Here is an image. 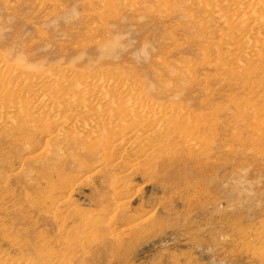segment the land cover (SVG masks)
<instances>
[{
	"label": "rangeland",
	"instance_id": "rangeland-1",
	"mask_svg": "<svg viewBox=\"0 0 264 264\" xmlns=\"http://www.w3.org/2000/svg\"><path fill=\"white\" fill-rule=\"evenodd\" d=\"M161 1L0 0V264H264V0ZM86 88L111 113L85 119L139 99L176 136L154 160L54 129Z\"/></svg>",
	"mask_w": 264,
	"mask_h": 264
},
{
	"label": "bare ground",
	"instance_id": "bare-ground-1",
	"mask_svg": "<svg viewBox=\"0 0 264 264\" xmlns=\"http://www.w3.org/2000/svg\"><path fill=\"white\" fill-rule=\"evenodd\" d=\"M156 1H158V0H156ZM163 1H165V0H163ZM163 1H161V2H163ZM206 1V0H205ZM210 1H213V0H210ZM220 1V0H219ZM225 1V0H224ZM208 3H209V1H207ZM217 2V1H216ZM259 2V1H258ZM257 2V3H258ZM261 2V1H260ZM259 2V3H260ZM165 3V2H164ZM213 3H214V1H213ZM220 3H221V1H220ZM256 3V4H257ZM202 4V3H201ZM203 4H204V1H203ZM205 4H206V2H205ZM210 4H211V2H210ZM242 4V3H241ZM255 4V5H256ZM159 5H161L160 3H159ZM164 5H166V4H164ZM163 5V6H164ZM244 5H246V3L244 4ZM259 5V4H258ZM263 5V4H262ZM238 6V5H237ZM240 6V5H239ZM250 6H252V5H250ZM246 6H244V8H245ZM248 7V6H247ZM255 7V6H254ZM260 7V6H259ZM263 7V6H262ZM234 8V7H233ZM237 8V10H238V7H236ZM109 9V8H108ZM251 9V8H250ZM249 9V10H250ZM258 9V8H257ZM244 10H247L246 8L244 9ZM243 10V11H244ZM255 10H256V8H255ZM234 11H236L235 10V8H234ZM252 11V10H251ZM233 12V11H232ZM242 12V11H241ZM258 12L259 11H257L255 14H258ZM260 12H261V10H260ZM232 14V13H231ZM230 14V15H231ZM243 14H246V16H249V14L247 15V13H243ZM222 15H223V13H222ZM222 15H221V18H222ZM238 15V14H237ZM252 15H253V13H252ZM260 15V14H259ZM239 16V15H238ZM240 16H241V13H240ZM239 16V17H240ZM246 16H244V18H243V20H241V22L243 23V24H247V26H248V24H255L256 22H260V16H258V17H260V18H258V17H255V16H250V17H247V18H245ZM257 16V15H256ZM263 16H264V14H263ZM225 17H227V16H225ZM227 18H230L229 16L227 17ZM231 19H234V18H231ZM236 19V18H235ZM223 20H224V18H223ZM263 20H264V17H263ZM235 21H237V20H235ZM234 20H233V22H235ZM227 22H228V25H229V19L227 20ZM226 22V23H227ZM238 22H240V21H238ZM240 22V23H241ZM259 22H258V24H259ZM232 23V22H231ZM237 23V22H236ZM233 24V23H232ZM232 24H230V25H232ZM235 24V23H234ZM233 24V27L235 26ZM239 24V23H238ZM253 24V25H254ZM257 24V25H258ZM262 24V23H261ZM260 24V25H261ZM229 25V26H230ZM242 25V24H241ZM264 25V24H263ZM240 26V25H239ZM246 26V27H247ZM252 26V25H251ZM254 26H256V25H254ZM235 28H237V26H235ZM240 28V27H239ZM250 28V27H249ZM248 28V29H249ZM254 28V27H253ZM258 28V27H257ZM233 30H235L234 28H233ZM232 30V31H233ZM242 30H244V28H243V26H242ZM246 30H247V28H246ZM245 30V31H246ZM250 30V29H249ZM241 31V30H240ZM255 31V30H254ZM237 32V31H236ZM249 32V31H248ZM255 32H257V31H255ZM241 33H243V31H241V32H239L238 34H241ZM245 33H247V32H245ZM253 32H251V34H252ZM260 34V33H259ZM241 35H244V36H246V35H248V34H241ZM240 35V36H241ZM256 35V34H255ZM235 36V35H234ZM237 37V36H236ZM235 37V38H236ZM235 38H234V40L233 41H235ZM231 39V38H230ZM239 39V38H238ZM243 39V38H242ZM241 39V40H242ZM240 40V41H241ZM236 43V42H235ZM0 66H1V64H0ZM108 76V75H107ZM102 78V77H101ZM109 78V77H108ZM110 78H111V80H112V77L110 76ZM107 79V78H106ZM110 80V83L109 84H113V82ZM108 81V80H107ZM2 83V82H1ZM83 83V82H82ZM82 83H80V85L82 84ZM93 83V82H92ZM108 83V82H107ZM5 84V83H4ZM8 84V83H7ZM10 84V83H9ZM101 84H102V80H101ZM104 84V83H103ZM102 84V85H103ZM6 85V84H5ZM92 85V84H91ZM106 85H108V84H106ZM121 85H122V83H121ZM87 86H88V84H87ZM3 87H5V86H3ZM2 87V88H3ZM85 87V86H84ZM92 87V86H91ZM96 87H97V85H96ZM106 87V86H105ZM105 87H103V88H105ZM82 88V87H81ZM122 88H123V85H122ZM127 88V87H126ZM97 89H98V87H97ZM109 89V88H108ZM118 89V88H117ZM121 89V88H120ZM83 90V89H82ZM102 90V89H101ZM113 90H114V88H113ZM123 90H125V89H123ZM119 91V90H118ZM121 91V90H120ZM83 92V91H82ZM105 92V91H104ZM119 93V92H118ZM123 93H125V97H127L128 96V94H130V92H129V90H128V88L125 90V91H123L121 94L123 95ZM80 94H82V93H80ZM106 94V93H105ZM110 94V93H109ZM120 94V95H121ZM43 95V94H42ZM41 95V97L40 96H38V98H34V99H32L29 103H28V105L27 106H25V107H23V110H22V108H20L19 109V111H23V113H26V114H28L29 112V110H32L33 108H35V106H37V105H42V104H44V103H46V101H47V97L46 96H42ZM103 95V94H102ZM115 95H116V93H115ZM114 95V96H115ZM17 96H19L18 94H17ZM83 96H84V100L86 101V103L84 104V106H81V108H79L78 106H72V107H70L71 109H70V111L72 112L70 115H68L67 117H66V119H64L63 120V123H64V125L62 126V128H54V129H56V130H61V129H63V128H67V129H69L70 131H74V132H77V133H79V134H81V132L84 130V128H88V126L91 128V127H94V130L96 129L97 130V132H96V134L95 135H98L97 133H101V132H104V131H106L107 130V132H110L109 130H111V133L112 134H114V136H112V138H111V135H110V138L108 139V140H106V153H108L107 152V150H109L110 151V148H108L109 146L111 147V146H113V147H122V149H121V152H120V154H119V156L121 157V156H123V155H127V156H129L130 158H132V157H136V158H143V157H145V158H151V159H157L158 158V156L161 154V152H162V146H163V144L165 143L166 145H165V147L167 146V143L172 139V138H174L175 136H176V134H177V123H176V121L175 120H173V119H171V120H167L166 119V117H165V115H163V114H161V112L160 113H158V111H156V110H153V109H151V108H149V107H147L144 103H142L139 99H136V100H132V99H130V100H128V99H126V100H124L123 99V101H118L117 99H118V96L116 97V100L115 99H111V98H109L108 99V101H109V103H111L112 104V107H114V110H115V114H114V116H116V118H114V119H116V120H118V119H120V118H122L123 120H125V121H127V122H129L130 120L132 121H130L131 123H128V124H126V126L123 128V130H121V131H118V130H116L115 128H116V124H111V122L110 123H104L103 121L105 120H101L100 118H95L94 116H95V114H94V110H96V109H98V110H101V113H103V114H108V113H111L109 110H108V112H106V109H108L107 107L106 108H103V106L100 104L103 100H101V102L99 103V105H98V107H97V98H98V96H100V94L97 92V90H95V89H88V88H86L85 89V93L83 94ZM35 97H36V95H35ZM82 97V96H81ZM121 96H119V98H120ZM124 97V96H123ZM124 97V98H125ZM9 98V97H8ZM113 98H115V97H113ZM73 99V98H72ZM77 99V98H76ZM81 99V98H80ZM83 99V98H82ZM98 100H99V98H98ZM3 101V100H2ZM1 101V102H2ZM67 101H68V99H67ZM72 101V100H71ZM107 101V100H106ZM66 102V101H65ZM65 102H63V107H61V108H63L62 110H66L67 109V107H68V105L67 106H65ZM69 102V101H68ZM81 102V101H80ZM83 103V102H82ZM69 104V103H68ZM46 105V104H45ZM59 105V104H58ZM62 105V104H61ZM70 105V104H69ZM76 105V104H75ZM100 105H101V107H100ZM44 106V105H43ZM55 106V105H54ZM37 109L39 108V106L38 107H36ZM60 108V109H61ZM95 108V109H94ZM94 109V110H93ZM13 110V109H12ZM12 110H10V111H12ZM110 110H112L111 108H110ZM113 111V110H112ZM118 111V112H117ZM13 112V111H12ZM36 112V111H35ZM68 112H69V110H68ZM84 113L86 114H90V113H93L94 114V118L93 117H91V119L92 120H88V119H85L84 117H82L83 115H84ZM96 113V112H95ZM163 113V112H162ZM168 113H170V112H168ZM81 114H82V116H81ZM97 114V113H96ZM106 114V115H107ZM177 114H179L178 112H177ZM7 115V114H6ZM13 115V114H12ZM30 115H31V113H30ZM91 115V114H90ZM112 115V114H111ZM13 116H15V115H13ZM17 116H19V115H17ZM98 116V115H97ZM99 116H101V114L99 115ZM108 116V115H107ZM171 116V115H170ZM26 117H27V115H26ZM28 117H29V115H28ZM87 117H89L88 115H87ZM109 117H110V115H109ZM22 118V117H21ZM46 119V118H45ZM103 119V118H102ZM121 120V119H120ZM122 120V122H124ZM32 121V120H31ZM35 121H37V120H35ZM43 121V120H42ZM41 121V122H42ZM46 121H48V120H46ZM46 121H43L42 123L44 124V122H45V124H46V126H48V122H46ZM40 122V123H41ZM109 122V121H108ZM33 123V122H32ZM38 123V122H37ZM115 123V122H114ZM126 123V122H125ZM51 125V124H50ZM34 127V126H33ZM139 128H141V130H142V132L140 133V134H136V130L137 129H139ZM93 129V128H92ZM109 129V130H108ZM69 130H66L67 132H69ZM102 135V134H101ZM106 135V134H105ZM105 135H103V136H105ZM103 136H102V138L101 139H103ZM138 136V137H137ZM180 136V135H179ZM46 137V136H45ZM92 137V136H91ZM99 138L100 137V134L98 135V136H96V138ZM186 137V136H185ZM89 138V137H88ZM177 138V137H176ZM90 139V138H89ZM93 139H95V138H93ZM184 139V138H183ZM92 141V140H91ZM182 141V140H181ZM93 142H94V140H93ZM183 142V141H182ZM90 143V142H89ZM95 143V142H94ZM94 143H92L93 145H94ZM169 144V143H168ZM190 145H192V143H190ZM169 147V146H168ZM131 149H132V151L134 150V153L132 154V152H131ZM131 152V153H130ZM171 152V151H170ZM106 155V154H105ZM148 155V156H147ZM103 158H105V160H104V162H105V164H107V162L109 161V160H111L112 158H113V156L112 155H110V153H109V157H103ZM139 160V159H138ZM152 162V161H151ZM150 161L147 163L148 165H150L149 163H151ZM134 165V164H133ZM135 166V165H134ZM133 166V167H134ZM135 167H137V166H135ZM134 167V168H135ZM133 171V170H132ZM130 184H128L126 187L129 189V186ZM125 187V188H126ZM131 188V187H130ZM59 201V200H58ZM61 201V200H60ZM60 201H59V203H60ZM57 204V203H56ZM124 204H126V202L123 200V198H121L120 199V201H119V205L120 206H122V208L124 207L123 205ZM61 205V204H60ZM62 205L64 206V208L66 207V205H67V201L66 202H64V203H62ZM61 205V206H62ZM119 206V207H120ZM118 207V208H119ZM61 212V211H60ZM64 214V213H63ZM64 223V222H63ZM9 264H22V263H20L19 261H17V262H11V263H9Z\"/></svg>",
	"mask_w": 264,
	"mask_h": 264
}]
</instances>
